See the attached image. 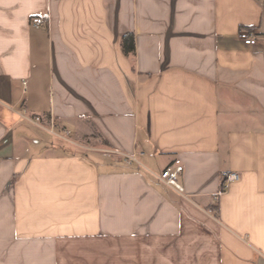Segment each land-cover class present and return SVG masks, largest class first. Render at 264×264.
Segmentation results:
<instances>
[{
	"label": "crops",
	"instance_id": "crops-1",
	"mask_svg": "<svg viewBox=\"0 0 264 264\" xmlns=\"http://www.w3.org/2000/svg\"><path fill=\"white\" fill-rule=\"evenodd\" d=\"M0 264H264L262 0H0Z\"/></svg>",
	"mask_w": 264,
	"mask_h": 264
},
{
	"label": "built area",
	"instance_id": "built-area-1",
	"mask_svg": "<svg viewBox=\"0 0 264 264\" xmlns=\"http://www.w3.org/2000/svg\"><path fill=\"white\" fill-rule=\"evenodd\" d=\"M33 22L37 25H45V21L41 17H36L33 19ZM240 38L246 45H254L259 40V35L249 29L243 28L239 34ZM24 115H27V112H24ZM35 121L41 122L40 116H36L34 118ZM54 125L52 123L51 128L53 129ZM124 160L132 164L138 161L137 154H121ZM185 171V166L181 158H177L172 164L167 166L159 175V178L170 188L176 190L177 192L183 194L186 192L185 185L181 181V176ZM240 175L238 173H230L226 179V186L227 188L228 183L231 181L238 180ZM218 200V198H216Z\"/></svg>",
	"mask_w": 264,
	"mask_h": 264
},
{
	"label": "rangeland",
	"instance_id": "rangeland-1",
	"mask_svg": "<svg viewBox=\"0 0 264 264\" xmlns=\"http://www.w3.org/2000/svg\"><path fill=\"white\" fill-rule=\"evenodd\" d=\"M52 138H53L52 142L57 144L59 147H62L64 150H66V152H72L73 150H77V148H75L74 146H72L68 142L61 140L60 138H57V137H52ZM80 140L82 141L83 144H87V145H91V146L92 145L97 146L99 144L98 140H94V139H90V138H80ZM97 147H99V146H97ZM160 174H161V172H160Z\"/></svg>",
	"mask_w": 264,
	"mask_h": 264
},
{
	"label": "trees",
	"instance_id": "trees-1",
	"mask_svg": "<svg viewBox=\"0 0 264 264\" xmlns=\"http://www.w3.org/2000/svg\"><path fill=\"white\" fill-rule=\"evenodd\" d=\"M263 6H264V0H262ZM122 50L127 54V55H133L136 50V44H135V36L132 33H128L123 36L122 38ZM225 185L222 188V191H225Z\"/></svg>",
	"mask_w": 264,
	"mask_h": 264
}]
</instances>
